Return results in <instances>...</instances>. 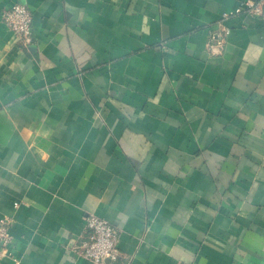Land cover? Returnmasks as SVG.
Returning <instances> with one entry per match:
<instances>
[{"label": "crops", "instance_id": "crops-1", "mask_svg": "<svg viewBox=\"0 0 264 264\" xmlns=\"http://www.w3.org/2000/svg\"><path fill=\"white\" fill-rule=\"evenodd\" d=\"M246 0H0L1 264H95L86 217L116 225L113 264H264V12Z\"/></svg>", "mask_w": 264, "mask_h": 264}, {"label": "built area", "instance_id": "built-area-1", "mask_svg": "<svg viewBox=\"0 0 264 264\" xmlns=\"http://www.w3.org/2000/svg\"><path fill=\"white\" fill-rule=\"evenodd\" d=\"M264 12V0H246L233 12L223 13L217 22L216 30L211 35L207 46L214 54L222 53L227 43L231 27L228 21L234 16L248 14L261 16ZM0 20L19 38L24 47L33 43V14L22 3H16L1 12ZM13 220L9 217L0 219V264L9 253L14 242L12 234ZM88 237L73 244L71 251L77 257H83L95 264H113L124 256L120 246V229L108 220L95 214L86 217Z\"/></svg>", "mask_w": 264, "mask_h": 264}]
</instances>
